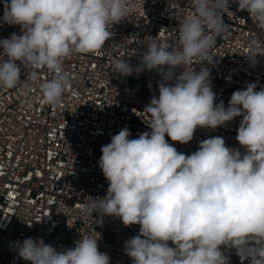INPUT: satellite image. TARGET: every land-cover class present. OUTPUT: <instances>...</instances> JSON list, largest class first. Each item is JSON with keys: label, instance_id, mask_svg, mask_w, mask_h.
Listing matches in <instances>:
<instances>
[{"label": "clouds", "instance_id": "clouds-1", "mask_svg": "<svg viewBox=\"0 0 264 264\" xmlns=\"http://www.w3.org/2000/svg\"><path fill=\"white\" fill-rule=\"evenodd\" d=\"M264 34V0H237ZM191 13L179 15L178 42L169 51L155 38L146 45L136 71L156 70L163 80L143 113L150 131L130 138L122 128L101 147L98 165L108 182L106 195L85 204L84 214L120 218L139 233L125 241L132 264H229L224 248H233L250 264H264V89L255 83L233 92L229 106L216 103L210 70L189 68L211 61L210 50L228 26L222 13L229 0H190ZM133 12L132 0H10L3 21L19 25L21 34L0 39V89H13L27 79L38 83L41 100L59 105L71 87L64 61L74 54L101 50L111 31ZM246 55L255 62L261 41L249 42ZM5 57L7 59H5ZM17 61L20 64H17ZM116 73L131 75L121 58ZM167 66V67H165ZM184 71L175 76L174 69ZM52 73L41 81V70ZM242 116L236 140L245 149L226 146L223 137L200 142L186 155L166 140L187 144L197 128L216 129ZM99 237L82 235L74 247L57 251L43 238L16 242L20 258L30 264H110L99 251ZM171 242L174 246H169Z\"/></svg>", "mask_w": 264, "mask_h": 264}, {"label": "built area", "instance_id": "built-area-1", "mask_svg": "<svg viewBox=\"0 0 264 264\" xmlns=\"http://www.w3.org/2000/svg\"><path fill=\"white\" fill-rule=\"evenodd\" d=\"M6 4L10 0H0V39L21 34L19 25L3 21ZM132 4L131 15L113 25V36L101 50L64 61L71 87L59 105L41 100L38 83L27 79L23 65L18 85L0 89V264H30L19 257L16 247L26 238H43L60 251L74 247L82 235L99 237V251L110 257V264H132L124 252L125 241L136 236L140 226H125L120 218L107 215L98 222V213L86 216L83 208L107 192L108 182L98 165L101 147L125 127L130 138L150 131L149 116L143 111L152 96L158 97L163 77L156 70H135L142 64L147 43L155 38L171 51L178 42L179 15L192 11L190 0H132ZM222 20L228 28L216 38L211 61L194 60L188 67L210 70L216 103L223 101L227 108L233 92L247 84L264 89V55H257L254 63L246 56L256 36L264 46V34L246 10H239L237 0H229ZM259 50L264 52V47ZM118 58L132 66L131 75L116 73L113 61ZM183 71L175 68L168 83ZM51 77V72L41 70V81ZM241 120L242 116L236 117L214 130L197 128L187 144L165 138L189 155L201 141L220 136L226 146L243 154L245 149L236 140ZM223 251L229 264H241L235 249Z\"/></svg>", "mask_w": 264, "mask_h": 264}]
</instances>
